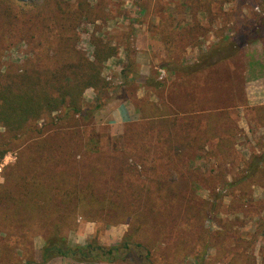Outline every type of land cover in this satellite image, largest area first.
Listing matches in <instances>:
<instances>
[{"label": "rangeland", "instance_id": "374dc122", "mask_svg": "<svg viewBox=\"0 0 264 264\" xmlns=\"http://www.w3.org/2000/svg\"><path fill=\"white\" fill-rule=\"evenodd\" d=\"M22 1L28 7L0 0L2 71L10 67L20 69L39 55L45 60L47 53L51 55L57 46L55 24L42 8L44 0ZM56 3L73 14L80 5L92 10L90 20L80 18L77 23L76 47L90 61L94 54L93 38L115 47L117 54L102 64L101 77L111 91L124 87L133 107L140 109L156 102L171 113L174 110L170 91L174 92L172 100L180 103V86L196 98L193 105L198 106L210 98L208 82L214 81L226 96L223 91L218 93L221 116L213 119L211 130L205 124V116L198 122L184 121L178 112L177 123L170 128L141 116L126 125L110 126L105 117L96 116L100 111L87 122L80 117L61 121L58 117L63 112H57L53 119L38 121L36 128L42 129L43 136H49L54 144L65 143L74 150L81 144L75 155L80 162L77 169L80 174L90 164L101 161L103 175L97 178V194L115 186V191L122 195L114 201L126 203L131 207L129 211H146V203H153L154 193L160 191L167 215L161 219L148 215L150 227L142 232L143 242L149 241V259L153 264H264V0H56ZM54 8L52 5L55 11ZM45 11L48 13L47 8ZM37 12L40 23L33 19ZM11 15L18 17L17 23L9 22ZM254 25L262 26L259 38L251 41L253 37L248 33L249 43L240 44L232 58L192 75L178 70L193 67L214 45L230 40L239 42V35ZM136 62L150 71L147 77L155 75L163 88L155 90L124 79L122 74L128 66L136 72ZM159 71H164L162 78ZM250 84L255 85V93L248 97ZM95 97L93 89L85 90V105L93 107ZM257 106L261 107L259 111H255ZM196 111L208 115L199 108ZM3 133L0 127V135ZM28 154L22 148L5 154L0 160V184L4 185V176L20 161L27 173ZM118 174L121 181L116 180L120 178ZM186 182L184 202L169 200L171 184L181 186ZM105 200L99 203H106ZM59 202L55 198L53 203ZM0 214L11 222L0 223V264H24L29 256L40 261L42 233L32 236L28 245L18 243L26 230L25 212L6 214L0 210ZM82 216L77 218V230L68 234L71 245H80L84 239L87 242L94 235L100 244L113 245L134 230L131 215L124 218L125 223L117 222L115 226L105 223L104 217L96 213ZM177 241L188 243L186 250L182 248L178 253ZM22 247L30 255L24 254ZM142 260L129 256L116 264H142Z\"/></svg>", "mask_w": 264, "mask_h": 264}, {"label": "trees", "instance_id": "16d2710c", "mask_svg": "<svg viewBox=\"0 0 264 264\" xmlns=\"http://www.w3.org/2000/svg\"><path fill=\"white\" fill-rule=\"evenodd\" d=\"M13 1L19 4V7L29 5L22 0ZM13 1L11 0L12 4ZM11 3L8 4L12 5ZM52 5L55 6V11L52 10ZM42 8L49 20L53 19L55 24L58 36L55 51L51 55L47 53L45 60L39 55L34 61H27L20 69L10 67L2 71L0 64V127L4 129V133L0 135V160L10 150L22 148L29 152L27 173H24L23 163L19 160L18 166L14 167L9 175L4 176L6 184H0V210L6 214L19 213L20 210L25 212L26 230L18 243L28 245L32 236L42 233L44 245L40 251V261L37 262L29 256L24 264H48L58 258L68 259L76 264H116L129 256L142 258V264H153L149 259L150 247L147 245L149 241L143 242L142 232L148 228L150 220L148 215L152 214L153 217L160 219L167 215L161 200L164 197L160 191L154 193L153 203H146V211L140 209L129 211L131 207H127L126 203L114 201L122 195L115 191V186L113 189L104 190L105 197L103 192L97 194L96 184L99 183L97 178L103 175L101 161L90 164L84 174H80V171H77L80 162L76 161L75 155L78 154L81 144L77 147L78 151L77 148L74 150L65 143L54 144L49 136H43L42 129L36 128L38 121L53 119V114L57 112H63L58 117L61 121H72L80 117L87 122L94 118L96 112L103 110L112 91L101 77L102 64L117 54V50L110 43L96 38L92 39L93 61L87 59L85 54L77 49L79 39L77 23L80 18L90 20L94 15L91 9H85L80 5L78 12L73 14L68 8L63 9L57 5L56 0H44ZM46 8L48 13L45 11ZM39 14L40 12H37L33 18L36 23H40ZM2 17L0 15V18ZM17 18L11 15L12 20L9 22L13 24ZM261 30V25L249 26L239 35V42L230 40L225 44L214 45L193 67H181L178 70L185 75H192L200 70L212 68L218 62L232 58L240 44L249 43V39L247 40L249 36L253 37L251 41L257 40ZM132 69L130 65L126 73L122 74L127 81L137 82L155 90L163 88V84L156 81L155 75L141 78ZM207 88L210 98L201 105H193L196 98L191 96L184 86H180L178 87L180 103L172 100L174 92L170 91L173 112L169 113L164 105L151 102L140 107L141 118L170 128L177 123L175 117L177 112L182 114L184 121L194 119L198 122L197 119L205 116L207 120L205 124L208 130H211L213 119L221 116L218 111L220 105L218 99L221 96L218 93L223 90L215 81L208 82ZM87 89H93L96 93L93 107H87L84 103L83 94ZM198 108L201 113L207 112L208 115H200L196 111ZM260 109L259 106L255 107V111ZM76 124L74 126H77ZM98 153L99 151L95 154ZM117 176L120 178L117 177L116 180L121 181V174ZM180 184H171L169 200L180 199V202H184L188 182L181 186ZM55 198H59L60 202L53 203ZM105 198L106 203H99ZM144 205L145 203H142V207ZM92 213L102 215L105 223L112 226L117 222L125 223L124 218L131 215L135 224L133 233L125 234L113 245L100 244L96 235L84 245L69 244L68 234L77 230V218ZM116 218L119 220L113 221ZM0 223L11 222L5 215L0 214ZM11 231L9 227L8 233ZM187 245L188 243L183 245L177 241L178 253L182 252V248L186 250ZM22 252L27 254V248L22 247Z\"/></svg>", "mask_w": 264, "mask_h": 264}, {"label": "crops", "instance_id": "0c3cea01", "mask_svg": "<svg viewBox=\"0 0 264 264\" xmlns=\"http://www.w3.org/2000/svg\"><path fill=\"white\" fill-rule=\"evenodd\" d=\"M136 72L138 73L139 76L141 77H147L149 75V70L144 68L143 65L139 64L136 62ZM255 85L250 84L248 87L249 92L248 97L251 96V94L255 93L254 87ZM151 101H154L151 99ZM98 118L105 117L104 119L106 122L112 126V125H117V126H122L126 125L129 123H132L134 121H138L140 119V110L139 107H133L132 104L130 103V98L129 94L125 90L124 87H116L113 89V91L110 93V99L106 105V107L98 112L96 114ZM84 239V238H83ZM82 243V244H80ZM80 245L86 244L85 239L80 242ZM60 262V263H66L69 261L71 264H75V262L68 260V259H62L58 258L55 260H52V262Z\"/></svg>", "mask_w": 264, "mask_h": 264}, {"label": "built area", "instance_id": "2783aa9c", "mask_svg": "<svg viewBox=\"0 0 264 264\" xmlns=\"http://www.w3.org/2000/svg\"><path fill=\"white\" fill-rule=\"evenodd\" d=\"M160 72V78L164 76V71H159Z\"/></svg>", "mask_w": 264, "mask_h": 264}]
</instances>
